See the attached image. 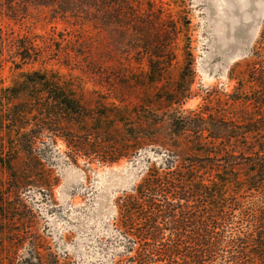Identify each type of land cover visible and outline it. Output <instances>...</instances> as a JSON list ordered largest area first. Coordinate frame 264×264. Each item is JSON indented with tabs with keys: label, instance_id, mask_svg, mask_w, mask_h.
<instances>
[{
	"label": "trees",
	"instance_id": "trees-1",
	"mask_svg": "<svg viewBox=\"0 0 264 264\" xmlns=\"http://www.w3.org/2000/svg\"><path fill=\"white\" fill-rule=\"evenodd\" d=\"M4 1L44 7L54 18L105 32L128 62L145 68L139 73L122 69L115 77L97 69L93 74L103 87L119 82L121 88L156 90L135 102L127 101L126 93L94 91L98 95L85 102L84 79L70 72V63H62V56L51 58L53 50L35 39L0 27V172L8 205L3 223L18 221L16 205L27 182L38 176L37 187L47 186L49 180L39 175H49L46 160L76 169L74 197L93 187L92 180L86 185L92 163L125 159L126 169L110 171L93 195L95 217L111 207L117 212L116 227L95 241L101 250H111L110 264H264V51L250 65L249 80L228 97L241 115L219 116L206 107L185 110L193 60L184 41L189 22L181 17L163 15L147 0ZM180 39L185 45L177 61L174 46ZM49 61L69 71L48 67ZM177 62V75L169 81ZM58 141L66 151L57 150ZM129 176L137 183L129 186ZM120 191L112 203L111 194ZM92 215L81 211L70 223L80 227ZM20 249L4 262L0 248V264H76L68 253L38 241ZM77 250L76 244L72 252Z\"/></svg>",
	"mask_w": 264,
	"mask_h": 264
},
{
	"label": "rangeland",
	"instance_id": "rangeland-1",
	"mask_svg": "<svg viewBox=\"0 0 264 264\" xmlns=\"http://www.w3.org/2000/svg\"><path fill=\"white\" fill-rule=\"evenodd\" d=\"M147 1L160 9L163 15H171L174 18L179 16L189 22L184 41L192 54L193 82L192 95L185 101L183 109L198 110L206 107L211 113L219 116L232 117L236 116V113L241 115L239 108L230 106L228 97L238 83L242 85L249 80L247 74L250 65L257 61L264 51V0ZM0 27L11 29L19 36L35 39V43L49 51L53 50L51 58L62 56V63H70L73 67L70 72L84 79L82 97L85 102H89L92 96L98 94L109 96L119 92L129 94L125 99L135 102L142 93L151 95L156 90L121 88L119 82H111L112 86L108 84L103 87L102 81L93 74L98 72L97 69L109 72L110 77H115L114 73L117 75L126 69L139 73L145 68L144 65H138L133 59L128 62L125 59L127 56L113 47L105 32H97L90 27H79L54 18L47 8L9 5L7 1L0 0ZM185 44L180 39L174 46L177 61H180ZM69 53L71 58L63 57ZM47 66L59 69L62 73L69 71L54 61H49ZM179 67V62L173 63L167 75L169 81L176 77ZM9 74L6 68L3 72L6 84L10 83ZM56 148L59 152L67 150L62 141H58ZM78 164L82 167L84 160L78 159ZM128 164L125 159L111 165L92 163L93 170L86 171V185L92 180L93 187L87 195L81 190L72 197V188L79 189L76 169L62 165L57 160H46L45 169L49 175L46 176L43 172L39 175L49 180L47 186L37 187L36 183L40 184V180L35 178L38 176H35L33 182H27L30 186L19 194L17 211L14 210L20 217L18 221L9 223H3V219L8 217V211L5 209L8 205L4 204L6 197L1 189L4 185V175L0 172V197L3 199L0 202V248L4 253L2 258H6L4 262L11 261L13 253L21 254L20 248L26 246L29 240H33L53 250L60 249L68 253L67 256L72 257L76 264H110L111 250H101L95 241L101 234H109L111 227H116L114 218L117 212L111 207L106 215L95 217L96 205L93 195L102 190V184L109 179L110 171L125 170ZM132 179L129 176V186L138 181ZM37 180L38 182H35ZM121 193H112L111 202L116 201ZM89 210L93 215L85 225L77 227L70 223L73 215L78 216L81 211ZM83 227H89L88 232H85ZM17 244H20V248L16 250L14 247H17ZM76 244L79 250L73 253ZM64 256L60 257L62 262Z\"/></svg>",
	"mask_w": 264,
	"mask_h": 264
}]
</instances>
